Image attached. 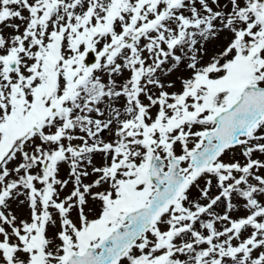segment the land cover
I'll return each instance as SVG.
<instances>
[{
	"label": "snow or ice",
	"instance_id": "6c2138e0",
	"mask_svg": "<svg viewBox=\"0 0 264 264\" xmlns=\"http://www.w3.org/2000/svg\"><path fill=\"white\" fill-rule=\"evenodd\" d=\"M0 264H264V0H0Z\"/></svg>",
	"mask_w": 264,
	"mask_h": 264
},
{
	"label": "rangeland",
	"instance_id": "374dc122",
	"mask_svg": "<svg viewBox=\"0 0 264 264\" xmlns=\"http://www.w3.org/2000/svg\"><path fill=\"white\" fill-rule=\"evenodd\" d=\"M89 61H94V57L91 54L89 55Z\"/></svg>",
	"mask_w": 264,
	"mask_h": 264
}]
</instances>
